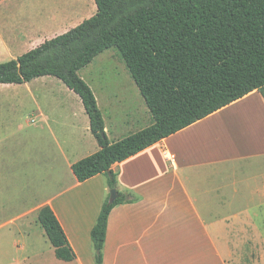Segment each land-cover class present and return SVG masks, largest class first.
<instances>
[{
    "label": "crops",
    "instance_id": "0c3cea01",
    "mask_svg": "<svg viewBox=\"0 0 264 264\" xmlns=\"http://www.w3.org/2000/svg\"><path fill=\"white\" fill-rule=\"evenodd\" d=\"M8 1H0V12ZM25 24L17 17L11 25L2 23L0 62L68 30L50 32ZM48 77L0 84L4 89L35 82L39 91L31 96L28 131L9 116L26 109L25 98L1 99L6 114L2 109L0 264H95L90 231L110 190L104 174L76 180L71 165L99 147L79 97L58 96L57 81ZM121 87L128 93L122 107L123 97L110 82L98 85V94L90 86L111 143L150 124L137 86L127 82ZM105 110L110 120L124 119V126L136 128L118 132L123 125H108ZM26 139L38 152L28 165ZM48 149L51 159L43 171L49 193L42 197L38 157ZM111 169L117 175L116 191L130 200L109 212L101 264H264V100L256 90ZM43 206L57 217L74 260H59L52 245L46 256L36 240L30 242L26 217L35 213L37 218Z\"/></svg>",
    "mask_w": 264,
    "mask_h": 264
},
{
    "label": "trees",
    "instance_id": "16d2710c",
    "mask_svg": "<svg viewBox=\"0 0 264 264\" xmlns=\"http://www.w3.org/2000/svg\"><path fill=\"white\" fill-rule=\"evenodd\" d=\"M1 1V0H0ZM95 13L45 39L16 59L0 62V84L42 76L74 92L88 116L98 150L71 165L78 182L106 176L117 188L112 164L125 160L256 90L264 100V0H93ZM107 49H115L147 107L150 124L109 142L94 94L78 72ZM103 201L90 231L94 263H102L111 209L129 201L119 191ZM38 223L55 256L75 253L49 206Z\"/></svg>",
    "mask_w": 264,
    "mask_h": 264
},
{
    "label": "rangeland",
    "instance_id": "374dc122",
    "mask_svg": "<svg viewBox=\"0 0 264 264\" xmlns=\"http://www.w3.org/2000/svg\"><path fill=\"white\" fill-rule=\"evenodd\" d=\"M8 3V4H7ZM6 3L5 8L1 10L2 13L0 18V27H2V23H5L7 26L11 25V21L16 17L18 19L21 18V22L25 23L26 26H29V23L32 22V26L38 28L40 27L43 31L54 30V32L60 31L61 29H69L76 24L80 23L83 19L92 16L96 7L93 0H9ZM8 58V57H7ZM94 70L93 72H91ZM78 74L82 77V79L90 84L91 88L95 90L96 94H98V85H102L103 82H110L111 87L114 90H118L123 97V101L118 106H125L127 102L126 98L128 93H124V88L121 87L125 85L127 82L132 83L135 86L133 80L128 75L125 66L120 61L119 56L115 49H107L102 53L98 54L94 60L83 69H81ZM52 81H57V88L54 90L57 91V95H71L73 97H77L74 92L69 90L60 80L54 77H48ZM89 86V85H88ZM89 86V87H90ZM15 87V88H13ZM128 87V86H127ZM90 88V89H91ZM123 91H122V90ZM129 89V87H128ZM92 90V89H91ZM39 95V91L35 82H31L28 86H11L4 89H0V117L6 114L5 108L6 105L1 103V99L6 98H25V108L24 111H11L10 113V122H20L28 131L31 124H28V121L33 118L32 107L33 102L31 96ZM139 95V94H138ZM125 100V101H124ZM102 104V101H101ZM103 105V104H102ZM104 106V105H103ZM145 108L147 109L146 105ZM118 109V108H117ZM104 110V109H103ZM105 114L107 117V124L111 125L113 128L115 125H123L122 120L108 118L109 114L105 110ZM149 114V113H148ZM113 119V120H112ZM119 123V124H117ZM141 123V122H140ZM127 126H118V132H125L128 128L133 129L136 128L131 123L126 124ZM142 126V125H140ZM32 134V133H31ZM28 138V137H26ZM29 139H32L30 137ZM29 139H26L25 143V156L27 165L31 160H34V155H37V149L35 147V143ZM54 147H52L53 149ZM54 150H52L53 152ZM50 149L42 152L40 157H38V161H40L42 167V180L40 182L41 196L47 195L49 193L48 184L44 182V171L43 167L46 163L50 161ZM46 155V156H45ZM36 160V159H35ZM37 162V161H36ZM36 202V201H35ZM28 206V204H27ZM36 214H30L26 217V224L28 225L31 222V226L28 228L27 233H30L31 240L33 243L36 240L35 244H39L41 249H43L45 255L49 251L51 244L47 240L43 229L39 226ZM44 235V236H41ZM34 244V243H33ZM254 257L257 256L256 250H253ZM47 256V255H46ZM8 262V259L6 260ZM27 264H45L35 262H27Z\"/></svg>",
    "mask_w": 264,
    "mask_h": 264
},
{
    "label": "water",
    "instance_id": "95a60500",
    "mask_svg": "<svg viewBox=\"0 0 264 264\" xmlns=\"http://www.w3.org/2000/svg\"><path fill=\"white\" fill-rule=\"evenodd\" d=\"M116 197H117L116 190L115 189H111L109 191V202L112 203L115 200Z\"/></svg>",
    "mask_w": 264,
    "mask_h": 264
}]
</instances>
